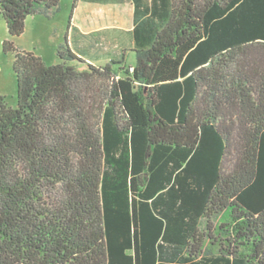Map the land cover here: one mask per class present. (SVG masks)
I'll use <instances>...</instances> for the list:
<instances>
[{
  "label": "trees",
  "instance_id": "trees-1",
  "mask_svg": "<svg viewBox=\"0 0 264 264\" xmlns=\"http://www.w3.org/2000/svg\"><path fill=\"white\" fill-rule=\"evenodd\" d=\"M161 3L125 67L47 65L13 40L61 0H0V264H264V0Z\"/></svg>",
  "mask_w": 264,
  "mask_h": 264
},
{
  "label": "crops",
  "instance_id": "crops-1",
  "mask_svg": "<svg viewBox=\"0 0 264 264\" xmlns=\"http://www.w3.org/2000/svg\"><path fill=\"white\" fill-rule=\"evenodd\" d=\"M162 0H79L73 15L60 28H53L54 17L30 16L26 20L25 32L14 38L21 46L26 33L40 31L46 21L51 25L50 37L55 40L57 49L65 43L78 57L95 66H104L116 60V51L122 57L140 48L135 28L145 19L153 18V8L161 10ZM73 0L66 4L71 15ZM154 4V5H153ZM137 18V20H136ZM35 45V46H34ZM34 49H37L34 44ZM25 50V49H24ZM118 55V54H117ZM43 59L42 56H39ZM44 61V59H43ZM135 65L132 64L131 66ZM5 93V92H4ZM5 95V94H4Z\"/></svg>",
  "mask_w": 264,
  "mask_h": 264
},
{
  "label": "rangeland",
  "instance_id": "rangeland-1",
  "mask_svg": "<svg viewBox=\"0 0 264 264\" xmlns=\"http://www.w3.org/2000/svg\"><path fill=\"white\" fill-rule=\"evenodd\" d=\"M69 1L70 0H67V3ZM65 4L66 0H61L60 10L53 16L54 20L51 22L53 28L58 29L69 20L70 13L69 9H66ZM45 23L48 22L45 21L42 24L40 31L36 33H33V31L26 33L22 38L21 46L18 45L16 40L13 41L20 48L32 51L38 56H42L47 65H55L60 63V59L57 55L58 49L55 40L50 37L51 25ZM8 39L12 40L8 34L6 22L0 14V95L6 97L8 106L15 108L18 103V84L13 70L15 56L13 53H5L3 49V43ZM34 44H36L37 49H34ZM120 59L121 56L119 51H116V60ZM135 62V54L130 53L125 60V67H129ZM230 160L233 161L234 156H231ZM212 221L215 222V220Z\"/></svg>",
  "mask_w": 264,
  "mask_h": 264
}]
</instances>
